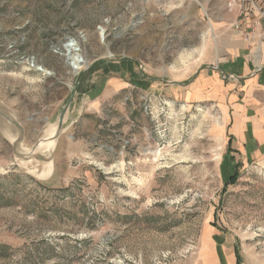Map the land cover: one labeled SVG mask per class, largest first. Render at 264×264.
<instances>
[{"label": "rangeland", "instance_id": "obj_1", "mask_svg": "<svg viewBox=\"0 0 264 264\" xmlns=\"http://www.w3.org/2000/svg\"><path fill=\"white\" fill-rule=\"evenodd\" d=\"M226 4L0 0V102L22 146L52 135L86 73L94 85L38 147L51 162L23 157L28 172L0 131V264H197L212 232L264 264V168L226 154L218 102L184 96L217 60Z\"/></svg>", "mask_w": 264, "mask_h": 264}, {"label": "crops", "instance_id": "obj_2", "mask_svg": "<svg viewBox=\"0 0 264 264\" xmlns=\"http://www.w3.org/2000/svg\"><path fill=\"white\" fill-rule=\"evenodd\" d=\"M226 9L228 31L218 35L217 60L192 73L184 96L194 103L218 102L227 124L226 154L239 158L243 168L251 164L264 168V20L235 28L237 14L228 5ZM240 256V264H260L242 251ZM237 258L233 242L212 232L197 264H237Z\"/></svg>", "mask_w": 264, "mask_h": 264}, {"label": "water", "instance_id": "obj_3", "mask_svg": "<svg viewBox=\"0 0 264 264\" xmlns=\"http://www.w3.org/2000/svg\"><path fill=\"white\" fill-rule=\"evenodd\" d=\"M89 66H87L88 68ZM169 84H177V81H173L171 80L170 82H168ZM78 89V82L77 84L73 87L72 89V94L70 96V98L68 99V101L66 102V104L62 107V111L60 112V114L58 115V118L56 119V121L54 122L55 129L54 132H52V135H46L48 129L46 130L44 136L38 141V143L36 145H34L32 148H27L25 146H22V136H23V125H21L17 120L15 115L13 114L12 111L6 109L2 103L0 102V131L3 135V137L7 140H9L12 143V149H13V153L16 155L17 159L19 160V163L21 165V167H23L24 169H26L24 167V165L26 166H30L31 164L34 165L31 160L30 161H25L23 159V157L26 156H34V160L37 163L39 162L40 164H43L42 162H51V154L49 155V157H45L43 155V153L38 152V147H40V144L42 142H46V141H52V140H56L57 137L59 136V134L62 132L63 130V126H64V122L66 121V115L67 112L69 110V106L70 103L74 97V95L76 94L75 92ZM50 127V126H49ZM12 135V137L9 136ZM46 135V136H45ZM28 172H30L28 169H26ZM32 173V172H31ZM33 174V173H32Z\"/></svg>", "mask_w": 264, "mask_h": 264}, {"label": "bare ground", "instance_id": "obj_4", "mask_svg": "<svg viewBox=\"0 0 264 264\" xmlns=\"http://www.w3.org/2000/svg\"><path fill=\"white\" fill-rule=\"evenodd\" d=\"M99 33H100V36L102 38H104L105 32H104L103 28L100 29ZM62 47L65 48V56L67 58L68 63L71 65L72 69L74 70V72L79 71L80 67L82 65H86L87 64L85 57L80 52V48L78 47L77 42L74 39L69 38L62 45ZM31 66L34 67L35 69H38V70L42 71L44 74H49L50 73L42 65L31 64ZM91 80L92 79H91V77H89V74L86 73L85 79H83L81 81V84L79 86V90L77 92L78 93L77 94L78 97L76 98V100L74 102L73 108L78 109V102H80L81 99L82 100H86V98L89 97L88 93H86V92H88L90 89H93V86H94L93 83L91 84Z\"/></svg>", "mask_w": 264, "mask_h": 264}, {"label": "built area", "instance_id": "obj_5", "mask_svg": "<svg viewBox=\"0 0 264 264\" xmlns=\"http://www.w3.org/2000/svg\"><path fill=\"white\" fill-rule=\"evenodd\" d=\"M227 5L233 8L237 14V20L234 22L235 28H240L243 24L253 23L256 19L264 20V0H226ZM249 26V25H248ZM252 26V25H250ZM264 37V29L261 33Z\"/></svg>", "mask_w": 264, "mask_h": 264}, {"label": "trees", "instance_id": "obj_6", "mask_svg": "<svg viewBox=\"0 0 264 264\" xmlns=\"http://www.w3.org/2000/svg\"><path fill=\"white\" fill-rule=\"evenodd\" d=\"M240 263V258H239V256H238V258H237V264H239Z\"/></svg>", "mask_w": 264, "mask_h": 264}]
</instances>
